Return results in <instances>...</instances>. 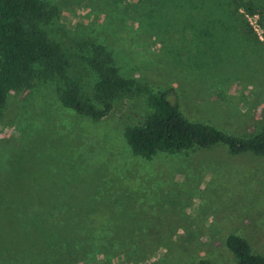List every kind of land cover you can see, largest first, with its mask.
Masks as SVG:
<instances>
[{
  "label": "rangeland",
  "instance_id": "1",
  "mask_svg": "<svg viewBox=\"0 0 264 264\" xmlns=\"http://www.w3.org/2000/svg\"><path fill=\"white\" fill-rule=\"evenodd\" d=\"M40 1L57 10L42 29L82 96L96 81L93 44L133 87L99 121L62 107L55 82L7 95L0 264H235L231 233L264 255V157L216 144L144 158L123 136L169 89L189 121L239 137L264 129V0Z\"/></svg>",
  "mask_w": 264,
  "mask_h": 264
},
{
  "label": "trees",
  "instance_id": "2",
  "mask_svg": "<svg viewBox=\"0 0 264 264\" xmlns=\"http://www.w3.org/2000/svg\"><path fill=\"white\" fill-rule=\"evenodd\" d=\"M242 8L252 14L250 5ZM57 10L40 0H0V117L9 93H19L36 83L55 82L62 107L75 114L99 121L112 109L117 95L129 93L133 81L120 77L109 52L91 45L87 66L96 81L89 99L79 93L68 76L69 59L49 40L42 26L50 23ZM169 89L153 95L152 112L139 124L126 127L123 136L135 156L149 158L155 153H181L193 148L223 145L230 154L252 153L264 157V129L248 136L225 134L215 127L185 119L169 98ZM224 246L235 264H264V255L253 254L249 243L237 234H228ZM196 264H213L201 259Z\"/></svg>",
  "mask_w": 264,
  "mask_h": 264
}]
</instances>
